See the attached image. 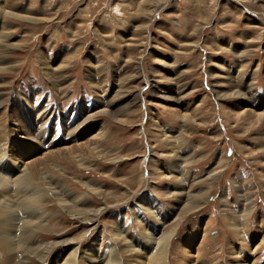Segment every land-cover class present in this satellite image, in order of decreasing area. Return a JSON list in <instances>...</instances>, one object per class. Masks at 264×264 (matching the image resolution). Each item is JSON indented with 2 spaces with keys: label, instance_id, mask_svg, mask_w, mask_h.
Segmentation results:
<instances>
[{
  "label": "rangeland",
  "instance_id": "rangeland-1",
  "mask_svg": "<svg viewBox=\"0 0 264 264\" xmlns=\"http://www.w3.org/2000/svg\"><path fill=\"white\" fill-rule=\"evenodd\" d=\"M0 67L1 174H34L0 264H135L116 237L199 186L168 264H264V0H0Z\"/></svg>",
  "mask_w": 264,
  "mask_h": 264
},
{
  "label": "bare ground",
  "instance_id": "bare-ground-1",
  "mask_svg": "<svg viewBox=\"0 0 264 264\" xmlns=\"http://www.w3.org/2000/svg\"><path fill=\"white\" fill-rule=\"evenodd\" d=\"M0 69H1V67H0ZM107 113H109V112H107ZM4 130H5L4 128L0 129V134H1L0 138L2 136V133H4ZM4 137L5 136H3V140H4ZM43 137H46L45 133L41 136V140L44 139ZM33 139L35 140V137ZM36 139H37V136H36ZM37 140H39V139H37ZM14 152L12 151V153L10 154L11 157H12V155H14ZM72 152H73V150L71 151V155H72L73 159L79 161L81 158H79V159H77V158L80 157V155L79 154H73ZM3 153H5V150H4V148L0 147V190H2V188H3L4 190H6L5 193L7 195H9L8 192L10 190H12L13 186H14V185L11 186L12 182L17 183L21 178H23L22 180H24V181L26 180V182H30V181L32 182V180L34 179L33 178L34 174L31 175L28 172H24L23 171L24 173L21 172L20 175H18L15 178L12 179L11 176L15 174V172H14L15 166H12V169L9 168L10 173H7L9 171H7L5 173L8 176L5 175V174H1V171L4 173V166H5L4 164H7L6 161L5 162L1 161L3 159V156H4ZM61 157L64 158V157H66V155L65 156H61ZM176 160H178V159H176ZM46 161H47V159H46ZM12 165H14V162H12ZM24 183H22V184H24ZM25 184H27V183H25ZM181 189L182 188H180L178 191H171L170 192L171 194H175V195L184 197L183 200L181 199L182 203H181V206L178 207L179 210L177 211L176 214L172 213L171 216H170V213L169 212L167 213V211H165L163 213L164 215H162V216L160 215L161 217L158 218V216H155L156 214L152 213L153 211L152 212L149 211L150 212L149 217H151V219L153 220L154 225H151L150 228H146L145 227L147 229V231L143 232V235L145 236V242H144V245H141L142 247H138V248L135 247L133 244H130V242L127 241L121 235H120V237H116L117 240H118L117 242L119 244V248H121L122 246H125L128 250L133 252L132 256L135 255V257H133L132 259L135 261V264L138 263V262H139V264H168L169 263V255H170L169 253H170L171 240L174 237L178 226L181 224V222L184 220V218L187 216V214L192 213L193 210H195V209H197V208H199L201 206V203L204 202L207 199V194H208V187H206V186H202V187L199 186V188H197V190L195 192H191V193L190 192H184ZM48 193H52V194H55L56 196H58L59 192H57L55 190L54 191H50L49 190ZM34 198L35 197H32V196L23 198V200H22L23 202L21 203L22 206H24L23 204H27V202H28V204L30 202H32V200ZM57 198H58V200H61L60 197H57ZM180 198H182V197H180ZM178 199H179V197H178ZM62 205H63V208L66 206L65 210L71 216H74L75 218H78L79 212H77V210H75V208H73V206H71L68 203H64V204L62 203ZM13 206L14 205L11 204V201H10L9 203L5 202L4 205H2V207H0V212H2L3 215L6 216V220H8V222L6 223V225L9 227V228H7L8 230L11 229V227L14 226V223H16L14 221V219H17V217L15 215V211L19 210L18 208H15ZM150 206H151V204H150ZM153 206H151V208ZM146 210H147V208H146ZM226 218L230 222V224H228V226L230 228H232L235 231L239 230V227H238L239 226L238 215H235L232 211H228V213L226 215ZM24 223H30L31 228L33 227L32 229H34L36 226L39 227V226L42 225V224L38 225L39 222H36L35 223L36 225L34 227V226H32V223H34V221H25ZM46 228H47V226H46ZM124 235H126V234H124ZM2 242L3 243H8L9 242L8 246H11V247H8V251L11 252L13 243H12V233H11L10 230H9L8 234L6 235V237H3ZM14 242H15V240H14ZM138 254H139V256H138ZM89 255H91V256L89 257ZM117 258H116L115 255H111V254L110 255L109 254H105L104 256L103 255L102 256L99 255L97 257H94V256H92L91 253L90 254L87 253V254H84V255H81L80 257H78V260H79V264H100V260H102V261L104 260L103 263L105 262V264H122V262L118 261ZM246 262H248V260ZM246 262H244V263L246 264ZM127 263H129V262H127ZM251 264H253V263H251Z\"/></svg>",
  "mask_w": 264,
  "mask_h": 264
}]
</instances>
